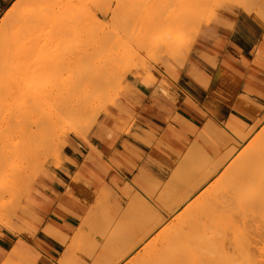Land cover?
Segmentation results:
<instances>
[{
  "label": "rangeland",
  "instance_id": "374dc122",
  "mask_svg": "<svg viewBox=\"0 0 264 264\" xmlns=\"http://www.w3.org/2000/svg\"><path fill=\"white\" fill-rule=\"evenodd\" d=\"M41 1L37 2L39 3L38 6L36 5L40 8L33 6L36 9H33L34 11L40 12L38 14L39 18H37L39 22L35 23L34 20L36 19L34 18L30 22V26L33 25L36 28L37 25L44 33L50 32L53 34H49L48 41L43 44L40 42L33 43L30 51L31 55L25 61L35 63L34 61L41 60L43 55L54 56L51 57L55 62V66L51 70L54 71L55 69V73H57V77L54 76L55 81L59 84L56 82L58 85L55 87L56 84H54L55 81L52 76L55 73L47 72V74H44L39 70L36 71L35 68L33 70L31 68L28 73H25L24 86H0V218L4 221L12 222L13 220L12 225H16L17 227H14L21 230V234L16 235L10 228L3 225L4 221L0 220L2 221L0 222V239H7L6 249L1 246L0 248L12 251L14 247V253L16 255L18 253L17 256L13 257L12 263L9 261L5 264H23L22 261L26 255L38 257V264H99L103 260L106 264L109 261L112 264L117 260L115 255L117 254L120 259L124 251H130L127 254L128 256L133 254L131 255L132 258L124 257L126 262L133 259L138 264L139 258L137 257H143L142 254L147 256V252L151 251V248H160L164 244V235H161L164 231H169L170 228L175 229L177 227L174 226L179 225L180 227L184 224L181 223L183 217L189 218L185 214L188 211L184 213V210L191 208L190 204L201 202L203 199L207 200L214 191L217 192V195L219 191L223 193L219 194L220 196L223 195L222 198L217 196L216 200H225L224 197L227 193L225 187L222 188V184L225 185L227 179L230 178L229 175L232 174L228 171L231 169L229 165L246 148L251 149L254 145H258L259 134L264 132V25L260 24L245 10H240L237 7H233V10L224 15H220L217 9L207 10L202 7L204 11L201 12V19L197 17L196 20H193L195 18L192 17L188 20L189 15L194 12H191V8L167 6V0H125L126 2L121 5H117L115 1L112 2L113 0ZM223 1L225 4H234V0ZM14 2L15 0H12L9 6L1 11L0 19L7 12L6 10L13 6ZM108 2H112V4L108 5ZM104 5L105 7L102 8ZM115 6H117L116 9H114ZM156 15H169L176 25L168 22L156 30L152 36L141 37L142 31ZM35 17H37V14H35ZM245 19L250 20L248 23L251 24V28L242 25ZM200 20L203 21L200 22ZM239 20L241 21L238 25ZM35 28L34 33H39L40 30L38 32ZM126 33L130 34L129 37L126 36ZM117 34L121 36L120 41V36L118 39ZM123 35L125 36L122 37ZM38 37L42 40L45 38V34ZM151 38L159 40L158 47L155 45L157 43L154 44V42L152 44L148 41L149 44H146V41ZM161 39L166 40L167 44L160 42ZM189 41H192V45ZM162 45L166 48L165 50ZM170 45L171 47L174 45L172 49ZM143 47L145 48L143 49ZM41 54L43 55L41 56ZM190 68L195 69L192 72L194 75L189 73ZM222 68L230 72V78L236 83L235 88L239 89L238 97L232 109L234 114L220 119H213L216 115L214 111L205 112L199 109L203 116V123H198L199 126L187 123L188 126L183 129V133L178 135L184 147L181 150L170 149L167 155L169 164L165 170L153 172L135 165L133 168L136 174L129 171L128 175H124L121 161H116L114 155L109 156L108 153L98 151L90 143L91 136H96L100 140L105 137L103 141L106 148H108L113 144L115 136H125L151 146L154 138L153 130H144V134L137 133L140 130L143 117L154 115L153 110L147 105L148 101L159 95H164L166 98L178 97V86H174V84L180 80L181 83L187 82L188 84L196 82L209 89V84L216 72H226ZM183 87L187 89L188 94L189 92L203 94L198 86ZM209 93H212V91H209ZM197 96L200 97L199 94ZM187 102L190 103L189 98ZM208 103L211 107H214L210 102ZM183 113L191 119L190 114ZM166 120L172 121L175 118L168 116ZM23 126H30L35 132L31 135L30 144L26 148H21L20 145L19 148H14L12 147L13 143L10 141L18 142L22 135ZM97 129L99 131L103 129V131L99 133ZM236 129L239 132H236ZM249 131L251 132L249 133ZM234 132L238 133L239 136ZM240 132L242 133V139L240 138ZM244 135L246 136L244 137ZM76 141L93 148L88 156L85 155L86 151L82 148L84 160H96L104 169L106 181L99 183L94 176L81 170L80 166H77L78 170L74 174L68 170L69 168H66L67 163L70 162L66 153H69L72 143ZM238 151L239 155H237ZM229 154L230 156H228ZM133 155L137 159H142L139 154L134 153ZM215 161L217 162L216 165ZM193 162L194 164H192ZM192 165L194 166L192 167ZM217 167L218 172L210 176L212 170ZM233 168L231 171H234ZM60 169H65L67 175L60 173ZM223 173L228 177H225ZM60 174L63 175V180H60ZM70 175H72L71 178ZM209 176L210 178L207 179ZM175 177L176 181H174ZM192 177L193 180L191 181ZM195 177L199 182H196ZM69 179L70 181H68ZM204 179L208 181L201 183L200 181H204ZM228 180L230 182V179ZM210 181H212L211 184H209ZM199 183H201L199 190L194 189ZM220 183H222L221 190L218 187ZM165 185L166 187H164ZM168 185L169 187H167ZM229 185L231 188L230 183ZM191 187L193 189L190 190ZM216 187L219 191L215 189ZM223 189H225L224 192ZM227 190L229 191V187ZM202 193L206 194L205 198L201 196ZM232 194L230 192L227 196H232ZM177 195L179 196L177 197ZM73 196L85 203L87 209L85 215L80 218L78 227L69 235L65 234L51 218L55 217L54 208L58 201L63 212L74 209L73 206L77 207ZM159 197L162 198L159 199ZM220 200L216 202L218 206L222 207L223 205L224 207L226 206L224 204L229 206L230 203L227 200L222 203H220ZM169 203L173 206L171 205V207ZM213 206H216L215 202ZM218 206H216L217 210H221L222 208L220 209ZM141 209H146V211H143L144 214L141 213ZM180 210L182 211L179 212ZM209 211H213V209L207 211V214L211 215L212 213L210 212V214ZM214 211L213 213H218ZM152 212L157 215H153ZM159 213L160 215H158ZM181 213L186 216L184 215L181 218ZM150 215L155 219L149 218L152 217ZM161 215L165 218H162ZM217 215L219 216V214ZM217 215L215 214L216 217ZM147 218L151 221L148 222ZM157 220H160L162 224ZM141 221L145 222L142 223ZM154 222L160 224L155 223V226L157 225L155 228L153 226ZM166 222L169 223L166 225ZM164 223L166 227H169L170 224L172 227L162 228ZM160 227L166 230L162 231ZM150 228H153V230L150 231ZM157 228H160V232ZM186 231L188 232V230ZM47 232L55 235L65 243H61L62 247H57V252L53 254H51L50 247L42 240H46L45 237L52 238L46 235ZM171 232L177 234V229L169 231V233ZM182 232L184 233V231ZM151 233L154 236L150 237ZM145 234L147 237H143ZM157 235L162 236V239H158ZM166 235L169 236L168 233ZM184 235H181V237ZM186 235L189 238L190 235ZM137 237L143 241L139 240L137 244ZM155 237H157V242ZM173 237L177 238L176 235ZM18 239L21 241L19 245L17 243ZM130 239H133L132 242L134 241L135 244H131ZM147 239L149 246H154L156 243L159 247L155 246L149 249L148 246L146 247L148 244ZM181 239L183 240L181 242L184 243V239ZM175 240L178 241V238ZM119 241H122L123 244ZM159 242L161 243L159 244ZM171 243L166 247L167 249L164 247L166 244H164L162 247L166 250L161 248V251L168 252ZM124 244L130 245L125 246ZM142 244H144L143 247ZM122 245L125 246L124 249H121ZM131 246L132 248H130ZM118 247L123 251L122 253L119 252ZM144 247L149 250L144 249ZM19 251L21 254H19ZM137 251L140 254L138 252L137 255ZM162 252L159 251V253ZM159 253H156L158 258H160ZM164 254L167 255V253ZM154 257L156 259V255L150 258ZM140 259L139 264L153 262L151 259L148 262L144 261L145 258ZM112 260L114 261L112 262ZM124 260H121V264L125 263ZM152 262L150 264H154ZM158 262L157 264H159ZM0 264H4L1 257ZM101 264H104V262Z\"/></svg>",
  "mask_w": 264,
  "mask_h": 264
},
{
  "label": "bare ground",
  "instance_id": "6f19581e",
  "mask_svg": "<svg viewBox=\"0 0 264 264\" xmlns=\"http://www.w3.org/2000/svg\"><path fill=\"white\" fill-rule=\"evenodd\" d=\"M39 0H15V2H14V4H13V6L9 9V10H6L7 12H5V14H4V16L0 19V86H24V76H25V73H28V70L29 69H31L32 68V70L35 68L36 69V71L37 70H39L40 72H43L44 74H47V72H49V73H55V69H54V71H52L51 69H53L54 68V60L52 59V57H54V56H49L48 54H46V55H43V54H41V60H39V61H34L35 63H33L32 61H30V62H26L25 60H26V58L28 57V56H30L31 55V53H30V51H31V49H32V44L33 43H35V42H40V43H45L46 41H48V36H49V34H53V33H50V32H48L47 34L46 33H44V31H42L40 28H39V26H37L36 24V28L35 27H33V25L32 26H30L31 25V21L32 20H34V18L36 19V20H34V22L36 23V22H39V21H37L38 19L37 18H39L38 17V14H40V12H38V11H34V10H36V9H34V7L35 8H40V7H37L38 6V4L39 3H37ZM41 1V0H40ZM49 1V0H48ZM52 1V0H51ZM110 1V0H109ZM116 2L117 3V5L119 4V5H121L122 3H124V2H126L125 0H113L112 2ZM41 2H43V0L41 1ZM112 2H108V5L109 4H112ZM224 1L223 0H167L166 1V5L167 6H178V7H183V6H185V7H188V8H191L192 9V11L191 12H193V13H191L190 15H189V19L188 20H190V19H192V17L193 18H195V19H193V20H196V18L197 17H200V19H201V12H202V7H205L204 9H207V10H210V9H217V11L220 13V15H224V14H228L229 13V11L230 10H233L232 8L233 7H237V8H239L240 10H245V12H247L248 14H250V16L252 15L260 24H262V25H264V0H234V4H231V3H226L225 4V2L223 3ZM228 2V1H227ZM103 4V3H102ZM35 5V6H34ZM37 5V6H36ZM107 5V7H109ZM180 5V6H179ZM236 5V6H235ZM34 6V7H33ZM111 6V5H110ZM45 7V6H44ZM43 7V8H44ZM103 7H105V5L104 6H102V8ZM116 7L117 6H115V8L114 9H116ZM101 8V9H102ZM34 9V10H33ZM47 9V8H46ZM213 9V10H214ZM37 10H40V9H37ZM41 11H43V9H41ZM204 11V10H203ZM212 11V10H211ZM216 11V10H215ZM32 12H37V13H35V14H37V17H35V14H33ZM202 14H204V13H202ZM34 15V16H33ZM205 15V14H204ZM186 16V15H185ZM203 16V15H202ZM206 16V15H205ZM204 17V16H203ZM210 17V16H209ZM220 17V16H219ZM172 19L173 18H171V16H169V15H156L154 18H153V20L151 21V23L142 31V33L140 34L141 35V37H149V36H152L155 32H156V30H158L160 27H162L164 24H167L168 22H172ZM203 19V18H202ZM210 19V18H209ZM209 19H207V20H209ZM217 19V18H216ZM223 20V19H222ZM174 21V20H173ZM198 21V20H197ZM203 20H200V22H202ZM224 21V20H223ZM33 22V23H34ZM177 22V21H176ZM206 22H208V21H206ZM172 23H174V22H172ZM181 23V22H180ZM228 23V22H227ZM178 24H179V22H178ZM231 24V23H230ZM169 25V24H168ZM174 25H176L175 23H174ZM187 25V24H186ZM197 27V26H196ZM34 28L35 29H37L36 31H38L39 32V30H40V32L39 33H37V32H35L34 33ZM198 30V29H197ZM42 32V33H41ZM46 32V31H45ZM54 32V31H53ZM111 32V31H110ZM41 33V34H40ZM107 33V32H106ZM112 33V32H111ZM117 33V32H116ZM38 34V36H40V35H44L45 34V38L44 39H47V40H44V39H42L41 40V38L39 39V37L38 36H36ZM40 34V35H39ZM50 35V36H51ZM118 35V34H117ZM117 35H116V37H117ZM129 35L130 34H128V33H126V36L127 37H129ZM195 35V34H194ZM119 36H120V34L118 35V39H119ZM125 35H123L122 37H124ZM37 37H38V40H37ZM114 37V36H113ZM49 38H51V37H49ZM158 38H160V37H158ZM35 39H36V41H35ZM125 39V38H124ZM194 39V38H193ZM121 40V36H120V39H119V41ZM162 41H160V42H164L165 44H167V42H165L166 40H163V39H161ZM192 40V39H191ZM116 41V40H115ZM151 42L152 44H153V42H154V44L155 43H157V44H155L156 46L159 44V40L156 38V40H155V38H151V39H149V40H147L146 41V44H149V42ZM155 41H157V42H155ZM190 42V41H189ZM192 42V41H191ZM190 42V43H191ZM194 43V42H193ZM36 44V43H35ZM111 44V43H110ZM124 44V43H123ZM152 44H150V45H152ZM164 44V45H165ZM164 45H162V48L165 50L166 48H164L163 46ZM169 45V44H168ZM172 45V44H171ZM171 45H170V47H171ZM191 45H192V43H191ZM43 46V45H42ZM141 46H142V43H141ZM174 46V45H173ZM172 46V47H173ZM183 46V45H182ZM45 47V46H44ZM152 47V46H151ZM153 47H154V45H153ZM152 47V48H153ZM158 47V46H157ZM165 47H166V45H165ZM172 47H171V49H172ZM37 48V47H36ZM136 48V47H135ZM141 48V47H140ZM145 47H143V49H144ZM160 48V47H159ZM169 48V47H168ZM168 48H167V50H168ZM259 48V47H258ZM161 49V48H160ZM162 49V50H163ZM170 49V48H169ZM207 49V48H206ZM41 50V49H40ZM142 50V49H141ZM183 50H185L184 48H183ZM188 50H189V48H188ZM56 51H57V49H56ZM133 51V50H132ZM138 51V50H137ZM34 52V51H33ZM163 52V51H162ZM188 51L186 50V53H187ZM202 52H203V50H202ZM201 52V53H202ZM34 53H36V52H34ZM203 54H204V52H203ZM202 55V54H201ZM208 55V54H207ZM37 56V55H36ZM204 56V55H203ZM109 57V56H108ZM178 57H180L179 55H178ZM34 58H36V57H34ZM177 58V57H176ZM181 58V57H180ZM244 58V57H243ZM38 59V58H37ZM206 59V58H205ZM247 59V58H246ZM243 60V59H242ZM157 61V60H156ZM103 62V61H102ZM143 62V61H142ZM145 62V61H144ZM155 62V61H154ZM213 62V61H212ZM116 63V62H115ZM157 63V62H156ZM178 63H180V62H178ZM100 64H101V62H100ZM105 64V63H104ZM109 64V63H108ZM114 64V63H113ZM183 64V63H182ZM180 65V64H179ZM99 66V65H98ZM181 66V65H180ZM195 67V66H194ZM167 68V67H166ZM165 68V69H166ZM104 69V68H103ZM50 70V71H49ZM98 70V69H97ZM195 69L193 68V70H192V68H190V71H189V73L190 74H193L192 72L194 71ZM197 70V69H196ZM167 71V70H166ZM169 71V70H168ZM84 72V71H83ZM82 72V73H83ZM30 73V72H29ZM84 73H86V72H84ZM200 73V72H199ZM56 74L57 73H55V75H53L52 74V76H53V79H54V81H55V77L54 76H56ZM79 74V73H78ZM80 74H81V72H80ZM111 74V73H110ZM30 75V74H29ZM40 75H42V74H40ZM49 75V74H48ZM85 75V74H84ZM194 75V74H193ZM192 75V76H193ZM205 75V74H204ZM43 76V75H42ZM46 76V75H45ZM44 76V77H45ZM199 76V75H198ZM57 77V76H56ZM82 77V76H81ZM175 77V76H174ZM193 77H195L196 78V76H193ZM41 78V77H40ZM50 78V77H49ZM29 79V78H28ZM36 79V78H35ZM80 79V78H79ZM177 79V78H176ZM47 80H48V78H47ZM51 80V79H50ZM58 80V79H57ZM81 80V79H80ZM91 80H93V79H91ZM94 80H95V78H94ZM93 80V81H94ZM203 80H205L204 78H203ZM49 81V80H48ZM79 81V80H78ZM77 81V82H78ZM35 82V81H34ZM49 82H51V81H49ZM57 81H55L54 82V84H56L55 85V87L59 84L58 82V84L56 83ZM60 82V81H59ZM61 82H63V80H61ZM80 82V81H79ZM78 82V83H79ZM89 82V81H88ZM92 82V81H91ZM95 82V81H94ZM52 84H53V82H51ZM74 83V82H73ZM77 83V85H79ZM26 84V83H25ZM75 84V83H74ZM204 84V83H203ZM28 85V84H27ZM35 85V84H34ZM61 85H62V83H61ZM61 85H59V86H61ZM63 85H64V83H63ZM128 92V91H127ZM139 96V95H138ZM133 97H135V96H133ZM129 98H131V97H129ZM139 99V98H138ZM135 100V99H134ZM140 103V102H139ZM255 103V102H254ZM261 107V106H260ZM206 122V121H205ZM208 122V121H207ZM211 122V121H210ZM188 124H189V122H188ZM191 124V123H190ZM211 124V123H210ZM104 125V124H103ZM187 125V124H186ZM212 125V124H211ZM234 125V124H233ZM170 126V125H169ZM192 126V125H191ZM208 126V125H207ZM101 127H103V126H101ZM195 127V126H194ZM104 128V127H103ZM168 128V127H167ZM193 128V126L191 127V129ZM197 128V127H196ZM252 128V127H251ZM191 129H190V131H191ZM247 129V128H246ZM261 129H263L262 127H261ZM175 130V129H174ZM193 130V129H192ZM239 130V129H238ZM252 130H253V128H252ZM251 130V131H252ZM46 131V130H45ZM101 132L103 131V129L102 130H100ZM100 131H99V133H100ZM188 131V130H187ZM251 131H249V133L251 132ZM264 131V130H263ZM34 130H32V128L30 127V126H23V128H22V130H21V138H19V140H18V142L17 143H14L15 141H10L11 143H13L12 144V147H14V148H19V145H20V147L21 148H26L30 143V137H31V135H33L34 134ZM192 132V131H191ZM190 132V133H191ZM225 132V131H224ZM236 132H239V131H237V129H236ZM248 132V131H247ZM246 132V133H247ZM178 133H180V132H178ZM245 133V134H246ZM248 133V134H249ZM193 134V133H192ZM199 134V133H198ZM234 134H237L238 135V133H235L234 132ZM240 134V138L242 139V133L240 132L239 133ZM155 135V134H154ZM239 136V135H238ZM246 135H244V137H245ZM259 136H260V139H259V141H257L258 142V145L256 146V145H254L253 147H251V149H247L246 148V150L240 155V156H238V158L236 157L235 158V160H233L232 161V164L231 165H229L228 167L229 168H231L230 170H228L229 172H231L232 174H230L229 172V174L231 175H229V177L230 178H228V179H230V182H229V180L227 179V181H226V183H225V185L224 184H222V183H220V185L218 186L219 188H220V186H221V184H222V188H224L225 187V189H226V193L228 194V193H230V192H232L233 194H232V196L231 195H228L227 196V194H225V197H224V199L225 200H223L222 199V201L220 200V203H222L223 201H228V203H230L229 204V206H227V204H224V205H226L227 206V209H226V206H224L223 207V205H222V207L221 206H218L217 205V203L216 202H218L219 200H216L217 199V196H220L219 194L220 193H222L221 191H219V189H217V187L215 188V189H217V191H219L218 192V195H217V192L216 191H214L213 192V194L212 195H214L213 197H211L212 195H210V198H208L207 200L206 199H200V200H202L201 202H195V203H193V205H191L190 204V206H191V210L189 209V208H187L188 210H184V213H185V211L187 212V213H185L186 215H188V216H186L185 214V216L186 217H189V218H185V217H183L184 215H183V213H181V215H180V217L182 218L183 217V220H182V222L181 223H184L182 226H180L179 227V225L177 226L176 224V226H174V227H177V228H175V229H177V234H175L174 232H171V233H169V231H172V230H174L175 231V229H173V228H170V229H172V230H170L169 229V231H167L166 229L167 228H169V227H172L171 226V224H170V226L169 227H166L165 226V223L162 225V228L163 227H166V229H162L161 227V229H162V231H164V230H166V231H164V232H167L168 234H169V236L168 235H166L167 233H162V231H161V235L163 236H165L166 237V239H165V237L163 236V240L165 241L164 242V244H166V246L164 245V244H162L161 245V247L160 248H154L155 246H158V244L156 245V243H155V245H154V242L156 241V239H157V237H159L158 239H162L161 237L162 236H160V235H157V237H155V241L153 242V245L154 246H149V242H148V239L146 240L147 242H148V244L146 245V247L148 246L149 247V249H150V247H153L154 249H150L151 251H149V252H147V256H148V259L150 258V257H153L154 255H156V259H157V261H155L156 259H155V257L154 258H150L151 260H153V262L149 259H147V256L145 255L144 256V254H142L143 255V257H137V256H135V257H137V258H145L146 260H144V261H151L152 263H156L157 264V262L159 263V264H163V262H164V264H264V132H260V134H259ZM105 138V137H104ZM103 138V139H104ZM232 138H233V136H232ZM185 140V139H184ZM224 140V139H223ZM205 141V140H204ZM207 141V140H206ZM238 142V141H237ZM236 142V143H237ZM89 143V142H88ZM165 143V142H164ZM166 145V144H165ZM164 145V146H165ZM215 145V144H214ZM239 145V144H238ZM170 146V145H169ZM234 146V145H233ZM256 146V147H255ZM168 147V146H167ZM198 148H200V147H198ZM203 148V147H202ZM232 148V147H231ZM234 148V147H233ZM242 148V147H241ZM173 149V148H172ZM228 149V148H227ZM190 151V150H189ZM227 152V151H226ZM231 152H233V151H231ZM231 152H229V153H231ZM238 154L237 155H239V151L237 152ZM180 154V153H179ZM187 154V153H186ZM189 154V153H188ZM201 154V153H200ZM223 154V153H222ZM226 154V153H225ZM193 155V154H192ZM221 155V154H220ZM225 156V155H224ZM228 156H230V154L228 155ZM228 156H227V158H228ZM234 156H236V155H234ZM189 157V156H188ZM192 157V156H191ZM220 157V156H219ZM202 158H203V156H202ZM212 158V157H211ZM224 158V157H223ZM234 158V157H233ZM205 159V158H204ZM189 160H190V158H189ZM192 160H193V158H192ZM220 160V159H219ZM218 160V161H219ZM211 161V160H210ZM225 161V160H224ZM231 161V160H230ZM194 162H196V161H194ZM194 162L192 163V164H194ZM216 162V161H215ZM199 163V162H198ZM197 163V164H198ZM210 163V162H209ZM221 163V162H220ZM231 163V162H230ZM230 163H228V164H230ZM190 164H191V162H190ZM207 164H208V162H207ZM212 164V163H211ZM210 164V165H211ZM217 164V162L215 163V165ZM209 165V166H210ZM214 165V166H215ZM223 165V164H222ZM227 165V164H226ZM180 166V165H179ZM182 166V165H181ZM184 166V165H183ZM194 165H192V167H193ZM198 166V165H197ZM219 166H220V164H219ZM190 167V166H189ZM208 167V166H207ZM234 167V168H233ZM205 168V167H204ZM228 168V169H229ZM232 168H233V170L234 171H231L232 170ZM191 169V168H190ZM195 169V168H194ZM223 169H225V168H223ZM177 170V169H176ZM197 170H199L198 168H197ZM210 170H212V169H210ZM225 170H227V169H225ZM185 171V170H184ZM189 171V170H188ZM201 171V170H200ZM199 171V172H200ZM191 172V171H190ZM216 172H218V167L217 168H215V169H213L212 170V172H211V174H210V176H212V174H214V173H216ZM226 172V171H225ZM187 173V172H186ZM194 173V172H193ZM220 173H222V171H220ZM198 174V173H197ZM197 174H196V176H197ZM205 174V173H204ZM208 174V175H209ZM223 174H225V173H223ZM222 174V175H223ZM226 174H227V172H226ZM225 174V177H228L227 175ZM116 175V174H115ZM175 175V174H174ZM182 175V174H181ZM183 175H184V172H183ZM203 175V174H202ZM207 175V176H208ZM220 175V174H219ZM218 175V176H219ZM210 176L209 177H207V179H209L210 178ZM190 177V176H189ZM204 177V176H203ZM216 177H217V175H216ZM146 178V177H145ZM172 178H173V176H172ZM182 178V177H181ZM180 178V179H181ZM188 178V177H187ZM196 178V182H199L198 180H197V177H195ZM199 178V177H198ZM219 178V177H218ZM222 178V177H221ZM155 179V178H154ZM184 179V178H183ZM207 179H204V181L202 180V181H200L201 183H203V182H205V181H208ZM193 180V177H192V179H191V181ZM200 180V179H199ZM216 180V179H215ZM218 180V179H217ZM223 180V179H222ZM160 181V180H159ZM174 181H176V177H175V180ZM180 181V180H179ZM185 181H186V179H185ZM190 181V180H189ZM194 181H195V179H194ZM193 181V182H194ZM195 182V183H196ZM211 182L212 181H210V183L209 184H211ZM215 182V181H214ZM213 182V183H214ZM217 182V181H216ZM227 182H229L230 184H231V188H230V185H229V183H227ZM137 183V182H136ZM152 183V182H151ZM159 183V182H158ZM183 183V182H182ZM201 183H199V184H194V185H196L195 187H194V189H198L199 188V185L201 184ZM212 183V184H213ZM171 184V183H170ZM173 184V183H172ZM190 184H193V183H190ZM190 184H189V186H190ZM208 184V183H207ZM150 185H152V184H150ZM156 185V184H155ZM186 185H187V182H186ZM185 185V186H186ZM229 185V186H228ZM171 186V185H170ZM178 186V185H177ZM181 186V185H180ZM192 186V185H191ZM207 186V185H206ZM213 186V185H212ZM164 187H166V185L164 186ZM167 187H169V185L167 186ZM211 187V186H210ZM214 187V186H213ZM228 187H229V191L227 190L228 189ZM163 189V188H162ZM191 189H193L192 187L190 188V190ZM210 189V188H209ZM225 189H223V192H224V190ZM143 190V189H142ZM172 190L174 191V189H173V186H172ZM172 190H171V192H172ZM188 190V189H187ZM187 190H186V193H187ZM199 190V189H198ZM203 190V189H202ZM206 190V189H205ZM207 190H208V188H207ZM211 190H212V187H211ZM220 190H221V188H220ZM144 191H146V190H144ZM160 191V190H159ZM180 191V190H179ZM201 191V190H200ZM200 191L198 192L199 194H200ZM210 191V190H209ZM228 191V192H227ZM189 192V191H188ZM201 192H203V191H201ZM205 193L206 194H208L206 191H205ZM201 194V196H203V198H205L204 196H206V194ZM212 193V192H211ZM216 193V194H215ZM145 194H146V192H145ZM172 194V193H171ZM190 194V193H189ZM223 194V193H222ZM162 195V194H161ZM159 196V195H158ZM166 196V195H165ZM179 195H177V197H178ZM199 196V195H198ZM223 196V195H222ZM222 196H220L221 198H222ZM184 197V196H183ZM183 197H182V199H183ZM229 197H231V198H229ZM141 198V197H140ZM145 198V197H144ZM160 198H162V197H159V199ZM164 198V197H163ZM166 198V197H165ZM196 198H198V197H196ZM201 198V197H200ZM155 199H156V197H155ZM172 199V198H171ZM179 199V198H178ZM178 199H177V201H178ZM185 199V198H184ZM210 199V200H209ZM143 200V199H142ZM190 200H191V198H190ZM190 200H189V202H190ZM197 200V199H196ZM206 200V201H205ZM146 201V200H145ZM148 201V200H147ZM165 201V200H164ZM167 201V200H166ZM174 201H175V198H174ZM180 202L182 201L181 199L179 200ZM184 201V200H183ZM149 202V201H148ZM170 202V201H169ZM188 202V203H189ZM194 202V201H193ZM214 202H215V204H216V206H218V208H222L221 210H217V207L216 206H213L214 205ZM156 203V202H155ZM167 203V202H166ZM172 203V202H171ZM187 203V204H188ZM191 203V202H190ZM198 203V204H197ZM220 203H219V205H220ZM146 204V203H145ZM173 204V203H172ZM172 204H170L169 203V205L171 206ZM213 204V205H212ZM174 205V204H173ZM172 205V206H173ZM211 205H212V207H216V208H212L211 207ZM166 206V205H165ZM171 206V207H172ZM141 207H143V206H141ZM152 207V206H151ZM167 207L169 208V206L167 205ZM170 207V208H171ZM187 207H188V205H187ZM137 208V207H136ZM143 208H145V207H143ZM183 209H184V207H182ZM176 209V208H175ZM211 209H213V211L215 210H217L216 212H218V213H213V211H209V213L211 212L212 214H214L212 217H211V215H209V214H207L208 212V210H211ZM224 209V210H223ZM225 209H226V212L224 213V211H225ZM138 210V209H137ZM142 210V209H141ZM145 211H146V209H144ZM144 210H142L141 211V213L142 214H144L143 213V211ZM140 211V210H139ZM150 211V210H149ZM182 210H180L179 212H181ZM191 211V212H190ZM214 211V212H215ZM221 211H223L222 213H221ZM171 212H172V210H171ZM179 212H177V213H179ZM220 212V213H219ZM147 213V212H146ZM150 213H151V211H150ZM168 213V212H167ZM189 213V214H188ZM152 214L154 215L155 213H153L152 212ZM175 214V213H174ZM215 214L217 215V214H219V216L217 215V217L215 216ZM12 215V214H11ZM146 215V214H145ZM148 215V214H147ZM155 215H157V214H155ZM158 215H160V213L158 214ZM177 215V214H176ZM13 216V215H12ZM140 216V215H139ZM149 216V215H148ZM150 216H152V215H150ZM162 216V215H161ZM215 216V217H214ZM2 217V216H1ZM155 217V216H154ZM158 217V216H157ZM156 217V218H157ZM173 217V216H172ZM177 217V216H176ZM211 217V218H210ZM4 218V217H3ZM144 218V217H143ZM149 218H153V216L152 217H149ZM159 218V217H158ZM157 218V219H158ZM162 218H165V217H163L162 216ZM179 218H176V219H179ZM148 219V218H147ZM153 219H155V218H153ZM160 219H161V217H160ZM0 220H2L1 218H0ZM9 220V219H8ZM164 220V219H163ZM162 220V222H164ZM185 220V221H184ZM2 221H4V219L2 220ZM2 221H0V222H2ZM18 221V220H17ZM151 220H149L148 219V222H150ZM156 221V220H155ZM157 221H160V220H157ZM169 221V220H168ZM12 222H13V220H12ZM12 222L11 221H7V220H5L2 224L4 225V226H6V227H8V228H10L13 232H14V234H16V235H20L21 234V230H18V229H16V225H12ZM142 222V221H141ZM143 222H145V221H143ZM142 222V223H143ZM172 222V221H171ZM179 222V221H178ZM189 222V223H188ZM152 223V222H151ZM150 223V224H151ZM155 223L157 224L158 222H154V225L153 226H155ZM160 223H161V221H160ZM160 223H158L157 225H159ZM167 223H169V222H166V225H167ZM180 223V224H181ZM185 223H188V224H185ZM196 223V224H195ZM198 223V224H197ZM141 224V223H140ZM148 224V223H147ZM162 224V223H161ZM174 224V223H173ZM195 224V225H194ZM156 225V226H157ZM186 225V226H185ZM192 225H194V226H192ZM197 225H199V226H197ZM14 226H16V227H14ZM141 226H143V225H141ZM156 226H155V228H156ZM161 226V225H160ZM185 227V229H183L184 227ZM191 226L193 227V228H196V229H194L193 230V228H192V231H191ZM19 227V226H18ZM140 227V226H139ZM183 227V228H182ZM186 227H188L187 229H186ZM197 227L199 228L198 230H197ZM202 227V228H201ZM20 228V227H19ZM159 228V229H160ZM179 228H181L182 229V231H184V233L181 231V229H179ZM190 228V229H189ZM143 229H144V227H143ZM143 229H141V230H143ZM158 229V228H157ZM158 229V232H160V230ZM141 230H139V231H141ZM147 230V229H146ZM151 230H153V228H150V231ZM156 230V229H155ZM186 230H188V232L186 231ZM149 231V232H150ZM182 233H181V232ZM190 231V232H189ZM196 231H198V232H196ZM51 232V231H50ZM50 232H47L46 233V235L47 236H50V237H52V238H54V239H56L57 241H59L60 243H62V244H65L61 239H59L58 237H56L55 235H53V234H51ZM143 232H145V231H143ZM147 232H148V230H147ZM156 232V231H155ZM157 232V233H158ZM187 232V233H186ZM192 232V233H191ZM196 232V233H195ZM129 233V232H128ZM131 233V232H130ZM133 233V232H132ZM152 233H154V231H152ZM150 234V237L153 235V234ZM179 233H180V235H179ZM191 233V234H190ZM193 233H194V235H193ZM127 234V233H126ZM142 234H144V233H142ZM147 234V233H146ZM142 235L143 237H147V235ZM185 234V235H184ZM186 234H188V235H190V236H188L189 238H187V235ZM177 236V238H178V241L177 240H175V239H177L176 237H173V236ZM181 235H184L183 237H181ZM192 235V236H191ZM134 236V235H133ZM141 236V235H140ZM139 236V237H140ZM154 236V235H153ZM139 237H137L136 239L138 240L136 243L138 244V242H139ZM143 237H140V238H143ZM185 237V238H184ZM131 238H133V237H131ZM174 240H173V239ZM181 238H183L184 239V243H182L183 242V240L181 239ZM144 239V238H143ZM150 239V238H149ZM119 240H121V239H119ZM129 240V239H128ZM131 240V239H130ZM133 240V239H132ZM132 240L130 241L131 242V244L132 243H134L135 244V242L133 241L132 242ZM135 240V239H134ZM142 240V239H141ZM140 240V241H141ZM159 240V241H160ZM181 240H182V242H181ZM125 241V240H124ZM127 241V240H126ZM143 241V240H142ZM145 241V242H146ZM158 241V240H157ZM156 241V242H157ZM175 241H176V243H175ZM23 242V241H22ZM120 243L122 242V241H119ZM128 242V241H127ZM129 242V243H130ZM172 242V243H171ZM181 244H180V243ZM17 243H18V245L21 243V241L18 239L17 240ZM125 243V242H124ZM151 243H152V241H151ZM150 243V244H151ZM161 242H159V244H160ZM169 243H171L172 245H171V247L170 248H168V252L167 251H164V250H166L167 248L166 247H168V245H169ZM173 243H174V245H173ZM178 243V244H177ZM23 244V243H22ZM121 244H123V242L121 243ZM126 244V243H125ZM124 244V245H125ZM133 244V245H134ZM146 244V243H145ZM177 246H176V245ZM179 244H180V246H179ZM17 245V246H18ZM119 245V244H118ZM122 245V248L121 249H124L125 248V246H127V245H130V244H127V245ZM164 245V247L166 248H164V247H162ZM16 246V247H17ZM144 246V244H142V247ZM116 247V246H115ZM120 247V246H119ZM118 247V250H119V252H123L120 248ZM134 247V246H133ZM136 247V246H135ZM146 247H144V249H147V250H149L148 248H146ZM159 247V246H158ZM127 248V247H126ZM130 248H132V246L130 247ZM161 248H163L162 250H163V252L164 253H167V255H165L162 251H161ZM13 249H14V247H13ZM13 249H12V251H6L5 249H3V248H0V257L2 258V260H3V263L5 264V263H7V262H11L12 260H13V257L16 255V253H14L15 251H13ZM16 249V248H15ZM160 249V250H159ZM130 250V249H129ZM133 250V249H132ZM143 250V249H142ZM147 250H143V251H147ZM115 251V250H114ZM117 251V250H116ZM142 251V252H143ZM159 251L160 252H162V253H159ZM16 252H17V250H16ZM31 252V251H30ZM129 252L130 251H124L122 254H121V256H120V254H119V256H120V259H119V257H117L118 255L116 254L115 256H116V259H114V260H116L114 263H112V264H121V260L123 259L124 260V257H126V256H128L127 254H129ZM138 252L139 251H137V255H138ZM141 252V253H142ZM133 253V252H132ZM143 253H145L146 254V252H143ZM149 253V254H148ZM156 253H159L158 254V256L160 257V258H158L157 257V254ZM19 254H21L20 253V251H19ZM25 254V253H24ZM35 254V253H34ZM66 254V253H65ZM114 254V253H113ZM135 254H136V252H135ZM134 254V255H135ZM139 254H140V252H139ZM164 254L165 255V257H164V255L162 256V255ZM17 255H18V253H17ZM16 255V256H17ZM131 255H133V254H131ZM131 255L130 256H128V257H130V258H132L131 257ZM162 256V257H161ZM19 257V256H18ZM37 258L38 257H32V255L30 256H28V255H26V257L24 258V260L22 261L23 262V264H38V262H37ZM130 258H128V260H130ZM23 259V258H22ZM125 259H127V258H125ZM139 259H138V264H139V262L141 261V259H140V261H139ZM165 259V260H164ZM114 260H112V262L114 261ZM164 260V261H163ZM136 261V260H135ZM143 261V260H142ZM155 261V262H154ZM102 262H104V264H106V262L103 260ZM101 262V263H102ZM110 262L111 261H109L107 264H110ZM124 262L126 263V264H136V262H134V260L133 259H131V261H128V262H126L125 260H124ZM134 262V263H133ZM150 262V263H151ZM162 262V263H161ZM12 263V262H11ZM101 263H99V264H101ZM125 263H123V264H125ZM143 263V262H142ZM149 263V262H148ZM148 263H146V264H148ZM149 263V264H150ZM22 264V263H21ZM141 264V263H140ZM144 264V263H143Z\"/></svg>",
  "mask_w": 264,
  "mask_h": 264
},
{
  "label": "crops",
  "instance_id": "0c3cea01",
  "mask_svg": "<svg viewBox=\"0 0 264 264\" xmlns=\"http://www.w3.org/2000/svg\"><path fill=\"white\" fill-rule=\"evenodd\" d=\"M11 1L12 0H0V13L4 10V8L9 6ZM240 21L241 20L238 21V25ZM249 21L250 20L245 19L242 25H245L247 28H251V24L248 23ZM222 69L226 72L217 71L209 84V89H206L203 85L196 82L188 84L187 82L181 83L180 80L178 83L174 84V86H178V97L166 98L164 95H159L148 101L147 105L151 110H153L154 115L143 117L140 130L137 133L144 134V130H153L155 135L151 146L125 136H115L113 144L108 148H106L103 139L100 140L96 136H91L90 143L96 147L98 151L105 154L108 153L109 156L114 155V159L116 161H121L123 164L122 172L124 175H128L129 171L136 174V171L133 168L135 165L139 168L142 167L153 172L165 170L169 164V158L167 155L169 154L170 149L174 148L175 150H181L184 147V144L178 135L183 133V129L188 126L186 124L189 122L195 126H199L198 123H203V116L199 112V109H202V111L205 112L214 111L216 115H214L213 119H220L224 116L226 117L234 114L232 109L238 97L239 89L235 88L236 83L232 78H230V72L227 69ZM183 86H198L203 94L197 92L200 97H198L194 92H189L188 94L187 89ZM195 91L197 90L195 89ZM209 91H212V93H209ZM188 98L190 101L189 104L187 102ZM208 102L214 105V107H211ZM183 112L190 114L191 119L190 117L184 115ZM168 116L174 117L175 120H166V117ZM98 131L99 130L97 129V132ZM82 148L86 151L85 155L87 156L93 150L91 146L78 143L77 141L72 143V148L69 149V153H66L70 159L66 168H69L68 170L74 174L78 170L77 166H80L81 170L94 176L99 183H103L106 181L104 169L96 160H84ZM134 153L142 156V159L135 158L133 155ZM61 172L67 175L65 169H60V173ZM71 176L72 175H70V178ZM63 179V175L60 174V180ZM68 181H70V179ZM73 197L76 200L75 203L77 204V207L73 206V208L77 211L71 209L63 212L58 201L54 208L55 217L51 218L52 221L59 225L58 227L65 234L69 235H71L72 231L78 227L80 224V218L85 215L87 209L85 203L78 200L75 196ZM45 238L46 240H42L50 247L51 254L57 252V247H62V244L56 239L49 237ZM6 243V238L0 239L1 247L6 249Z\"/></svg>",
  "mask_w": 264,
  "mask_h": 264
}]
</instances>
